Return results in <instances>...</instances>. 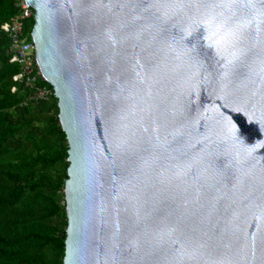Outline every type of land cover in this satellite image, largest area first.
<instances>
[{
	"label": "water",
	"instance_id": "1",
	"mask_svg": "<svg viewBox=\"0 0 264 264\" xmlns=\"http://www.w3.org/2000/svg\"><path fill=\"white\" fill-rule=\"evenodd\" d=\"M69 145L64 264H264V0H25Z\"/></svg>",
	"mask_w": 264,
	"mask_h": 264
},
{
	"label": "trees",
	"instance_id": "2",
	"mask_svg": "<svg viewBox=\"0 0 264 264\" xmlns=\"http://www.w3.org/2000/svg\"><path fill=\"white\" fill-rule=\"evenodd\" d=\"M16 14L14 0H0V26ZM9 43L0 29V264H64L68 140L56 96L31 102V89L14 81L21 68Z\"/></svg>",
	"mask_w": 264,
	"mask_h": 264
},
{
	"label": "built area",
	"instance_id": "3",
	"mask_svg": "<svg viewBox=\"0 0 264 264\" xmlns=\"http://www.w3.org/2000/svg\"><path fill=\"white\" fill-rule=\"evenodd\" d=\"M17 14L10 21L3 23L0 29L8 36L10 43L8 54L10 62L18 64L20 72L13 76L17 83H23L25 87L31 89L30 101L34 103L52 101L56 92L43 77L37 59V48L30 36L25 34L24 28L32 18L35 11L25 0H14ZM17 87H13L16 91Z\"/></svg>",
	"mask_w": 264,
	"mask_h": 264
}]
</instances>
